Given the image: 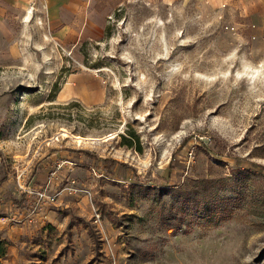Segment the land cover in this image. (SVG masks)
<instances>
[{"label":"rangeland","instance_id":"obj_1","mask_svg":"<svg viewBox=\"0 0 264 264\" xmlns=\"http://www.w3.org/2000/svg\"><path fill=\"white\" fill-rule=\"evenodd\" d=\"M28 2L0 42V198L24 201L0 208L2 263L264 264V27L93 0L100 22L64 41ZM182 182L208 211H180Z\"/></svg>","mask_w":264,"mask_h":264},{"label":"crops","instance_id":"obj_2","mask_svg":"<svg viewBox=\"0 0 264 264\" xmlns=\"http://www.w3.org/2000/svg\"><path fill=\"white\" fill-rule=\"evenodd\" d=\"M220 10L232 11L242 25L264 27V0H205ZM29 5L37 7L47 25L57 37L64 41H75L79 31H88L94 23L100 22V12L94 7L93 0H29ZM32 3V4H31ZM26 4V0H0V42L6 32L8 16L17 12ZM0 187V192L4 189ZM19 199V198H18ZM18 201L21 202L19 199ZM15 198L4 201L0 198V208L10 211L9 216H21L23 209Z\"/></svg>","mask_w":264,"mask_h":264},{"label":"trees","instance_id":"obj_3","mask_svg":"<svg viewBox=\"0 0 264 264\" xmlns=\"http://www.w3.org/2000/svg\"><path fill=\"white\" fill-rule=\"evenodd\" d=\"M200 142L205 144L204 141L201 139ZM167 167H168V174H167L166 182L170 181L172 175L171 163L170 164L168 163ZM150 183L154 186V188H159L161 185H163L159 183L158 179L152 180ZM167 189H169V191H171V193L174 195V202L176 205H178L180 211L181 210L185 211V207H187L189 203H194L197 206L196 213L198 210L201 211L209 210L207 206L208 202L206 201L205 198H210V197L204 193L205 189L203 186L195 185L189 188L188 183L182 182L181 184H174L172 187ZM218 197H220V195ZM221 202L222 203L226 202L223 208L227 209L225 206L227 205L228 201L226 199H222ZM223 208L220 209L219 212L222 213V216H224L226 213L223 211ZM7 246H8L7 241L0 236V264H3L1 258L7 252Z\"/></svg>","mask_w":264,"mask_h":264},{"label":"bare ground","instance_id":"obj_4","mask_svg":"<svg viewBox=\"0 0 264 264\" xmlns=\"http://www.w3.org/2000/svg\"><path fill=\"white\" fill-rule=\"evenodd\" d=\"M27 14H25V20L27 21V20H29L30 18H31V10H27ZM63 135H66V133H64Z\"/></svg>","mask_w":264,"mask_h":264},{"label":"built area","instance_id":"obj_5","mask_svg":"<svg viewBox=\"0 0 264 264\" xmlns=\"http://www.w3.org/2000/svg\"><path fill=\"white\" fill-rule=\"evenodd\" d=\"M51 200H54L55 198H50Z\"/></svg>","mask_w":264,"mask_h":264}]
</instances>
